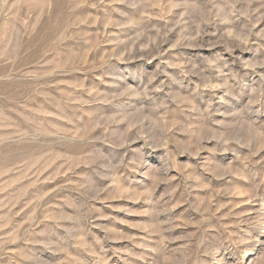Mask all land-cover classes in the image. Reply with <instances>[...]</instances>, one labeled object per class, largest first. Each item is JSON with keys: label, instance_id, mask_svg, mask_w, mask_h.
<instances>
[{"label": "rangeland", "instance_id": "374dc122", "mask_svg": "<svg viewBox=\"0 0 264 264\" xmlns=\"http://www.w3.org/2000/svg\"><path fill=\"white\" fill-rule=\"evenodd\" d=\"M0 264H264V0H0Z\"/></svg>", "mask_w": 264, "mask_h": 264}]
</instances>
